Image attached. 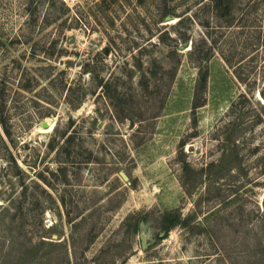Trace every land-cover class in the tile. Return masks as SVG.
Instances as JSON below:
<instances>
[{
  "label": "rangeland",
  "instance_id": "obj_1",
  "mask_svg": "<svg viewBox=\"0 0 264 264\" xmlns=\"http://www.w3.org/2000/svg\"><path fill=\"white\" fill-rule=\"evenodd\" d=\"M0 120V264H264V0H0Z\"/></svg>",
  "mask_w": 264,
  "mask_h": 264
},
{
  "label": "trees",
  "instance_id": "obj_2",
  "mask_svg": "<svg viewBox=\"0 0 264 264\" xmlns=\"http://www.w3.org/2000/svg\"><path fill=\"white\" fill-rule=\"evenodd\" d=\"M219 6V5H218ZM207 80V77H206V75H205V77H203V81H206ZM1 121V120H0ZM1 124H2V126H4V122L3 121H1ZM6 130V129H5ZM6 134L8 135V136H10V133L8 132V131H6ZM166 218H168V217H172L173 219H174V221L173 222H169L167 225H166V227H165V229H164V231L168 234L169 233V231L174 227V226H176L179 222H180V220H179V216H174V215H172V214H167L166 216H165ZM140 226H141V218H138V219H136L135 220V225H134V232H135V234H138L139 233V231H140Z\"/></svg>",
  "mask_w": 264,
  "mask_h": 264
},
{
  "label": "water",
  "instance_id": "obj_3",
  "mask_svg": "<svg viewBox=\"0 0 264 264\" xmlns=\"http://www.w3.org/2000/svg\"><path fill=\"white\" fill-rule=\"evenodd\" d=\"M42 127L43 128H48L49 127V123L47 121H44L42 123ZM121 175L123 176L124 179L128 180V177L124 173H121ZM141 236H142V239H144V235H141Z\"/></svg>",
  "mask_w": 264,
  "mask_h": 264
},
{
  "label": "bare ground",
  "instance_id": "obj_4",
  "mask_svg": "<svg viewBox=\"0 0 264 264\" xmlns=\"http://www.w3.org/2000/svg\"><path fill=\"white\" fill-rule=\"evenodd\" d=\"M48 123H49V121H47ZM51 124V125H50ZM53 127H54V123H49V127L48 128H50V129H48V128H45V130H43V131H50V130H52L53 129Z\"/></svg>",
  "mask_w": 264,
  "mask_h": 264
}]
</instances>
